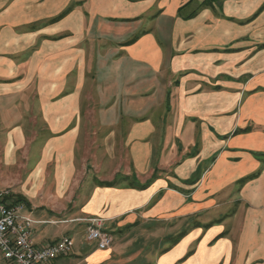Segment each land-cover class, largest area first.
Returning <instances> with one entry per match:
<instances>
[{"label": "crops", "instance_id": "obj_1", "mask_svg": "<svg viewBox=\"0 0 264 264\" xmlns=\"http://www.w3.org/2000/svg\"><path fill=\"white\" fill-rule=\"evenodd\" d=\"M263 154L264 0H0V190L53 264H264Z\"/></svg>", "mask_w": 264, "mask_h": 264}, {"label": "built area", "instance_id": "obj_2", "mask_svg": "<svg viewBox=\"0 0 264 264\" xmlns=\"http://www.w3.org/2000/svg\"><path fill=\"white\" fill-rule=\"evenodd\" d=\"M25 204L16 202L9 189L0 190V251L12 264H53L75 248L73 237L65 235L56 241L38 245L33 240L36 222L31 214H23ZM86 238L107 250L113 245V235L102 218L89 220Z\"/></svg>", "mask_w": 264, "mask_h": 264}, {"label": "trees", "instance_id": "obj_3", "mask_svg": "<svg viewBox=\"0 0 264 264\" xmlns=\"http://www.w3.org/2000/svg\"><path fill=\"white\" fill-rule=\"evenodd\" d=\"M209 3L208 2H205V5H208ZM197 13V10L193 11L192 13H190L187 18H191L193 16H195ZM262 160L264 162V154L262 155ZM103 185H111L112 183H109V182H104L102 183ZM24 199L21 197V196H18L17 199H15L16 202H22ZM184 235V233L182 234H179V236H177L176 238H173V243H176L179 241V239Z\"/></svg>", "mask_w": 264, "mask_h": 264}, {"label": "rangeland", "instance_id": "obj_4", "mask_svg": "<svg viewBox=\"0 0 264 264\" xmlns=\"http://www.w3.org/2000/svg\"><path fill=\"white\" fill-rule=\"evenodd\" d=\"M73 237V236H72ZM74 238V237H73ZM85 238H86V235H85ZM75 239V238H74ZM86 240H87V238H86ZM87 241H89V240H87ZM90 242H94V243H96L95 241H90ZM113 242H114V237H113ZM75 246H76V242H75ZM96 246H97V244H96ZM112 247V246H111ZM98 248V247H97ZM99 249V248H98ZM110 249V248H109ZM100 250H102V249H100ZM108 250V249H107Z\"/></svg>", "mask_w": 264, "mask_h": 264}]
</instances>
